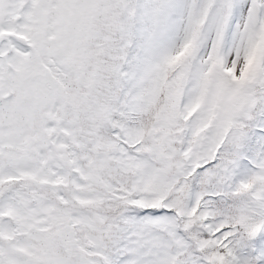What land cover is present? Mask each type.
I'll list each match as a JSON object with an SVG mask.
<instances>
[{"label":"snow or ice","instance_id":"6c2138e0","mask_svg":"<svg viewBox=\"0 0 264 264\" xmlns=\"http://www.w3.org/2000/svg\"><path fill=\"white\" fill-rule=\"evenodd\" d=\"M0 264H264V0H0Z\"/></svg>","mask_w":264,"mask_h":264}]
</instances>
